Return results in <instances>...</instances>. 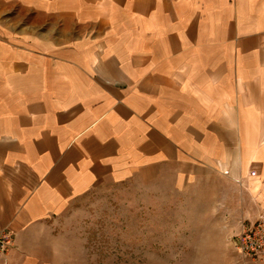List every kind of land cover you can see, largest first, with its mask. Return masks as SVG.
Listing matches in <instances>:
<instances>
[{
    "label": "crops",
    "instance_id": "obj_1",
    "mask_svg": "<svg viewBox=\"0 0 264 264\" xmlns=\"http://www.w3.org/2000/svg\"><path fill=\"white\" fill-rule=\"evenodd\" d=\"M0 2L33 16L0 10V264H61L73 203L162 170L264 215V0Z\"/></svg>",
    "mask_w": 264,
    "mask_h": 264
},
{
    "label": "rangeland",
    "instance_id": "obj_2",
    "mask_svg": "<svg viewBox=\"0 0 264 264\" xmlns=\"http://www.w3.org/2000/svg\"><path fill=\"white\" fill-rule=\"evenodd\" d=\"M0 10L33 19L19 6L0 2ZM204 176L179 184L162 170L87 194L50 226L61 264H257L234 239L254 220L237 231L228 210L215 206L220 184Z\"/></svg>",
    "mask_w": 264,
    "mask_h": 264
},
{
    "label": "built area",
    "instance_id": "obj_3",
    "mask_svg": "<svg viewBox=\"0 0 264 264\" xmlns=\"http://www.w3.org/2000/svg\"><path fill=\"white\" fill-rule=\"evenodd\" d=\"M251 175L255 176L256 171ZM237 251L251 259L264 257V215L254 221L244 222L234 236ZM15 244V234L10 229L0 230V254H7Z\"/></svg>",
    "mask_w": 264,
    "mask_h": 264
}]
</instances>
